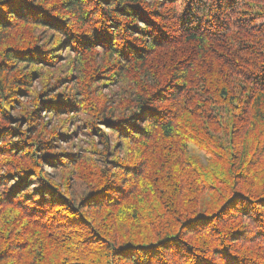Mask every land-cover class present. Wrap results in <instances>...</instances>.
<instances>
[{"label":"trees","instance_id":"1","mask_svg":"<svg viewBox=\"0 0 264 264\" xmlns=\"http://www.w3.org/2000/svg\"><path fill=\"white\" fill-rule=\"evenodd\" d=\"M0 264H264V0H0Z\"/></svg>","mask_w":264,"mask_h":264},{"label":"rangeland","instance_id":"2","mask_svg":"<svg viewBox=\"0 0 264 264\" xmlns=\"http://www.w3.org/2000/svg\"><path fill=\"white\" fill-rule=\"evenodd\" d=\"M73 138H74V141H78L79 143L82 142L83 144L85 143V140L87 139L86 135L83 132H81V129L77 132V134H74Z\"/></svg>","mask_w":264,"mask_h":264}]
</instances>
